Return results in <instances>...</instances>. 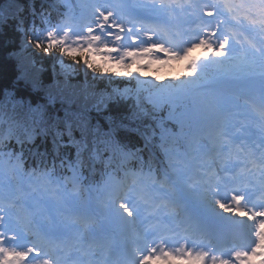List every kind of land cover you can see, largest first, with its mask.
<instances>
[{
  "label": "rangeland",
  "instance_id": "obj_1",
  "mask_svg": "<svg viewBox=\"0 0 264 264\" xmlns=\"http://www.w3.org/2000/svg\"><path fill=\"white\" fill-rule=\"evenodd\" d=\"M195 1L196 4H200V7H208L197 9L195 14L193 13L195 6L184 11L177 8L176 11L161 13L151 0H128L127 3L120 0L112 3H105L101 0H81L77 3V6L81 10L79 16L84 20L80 19L73 25L72 30L67 31L64 35V41L73 49H88L91 44L92 48L89 51L100 62L107 66L123 65L126 72L132 73V76L139 79V84H145L144 80L140 78L146 77V81L149 80V85L152 87L149 100L156 104H167L172 110L178 109L180 112L176 114V119L179 122L185 121V115L190 112L189 109L183 108L185 104L194 106V111H201L202 115L198 119L205 121L203 129H208L207 132L211 134V141H213L212 151H209L211 156L201 158L198 155L202 145L191 144L194 145L195 156H190L193 150L187 148V146V150L185 149L183 154H174L173 158L167 160L173 171H176L174 173L176 179L173 174H170L169 176H162L160 181L162 185L172 189L170 183L175 184V180L180 187L179 190L184 194L179 193L183 199L186 197L185 195L201 196L192 194L193 192L188 190V187L194 189L195 192H203L199 188L200 181L210 164L219 169L223 165H235V162L228 163L227 156L228 152L236 145L238 146L239 156L247 158L246 162H252L251 158L253 157L256 159V162H252L253 166L258 167L253 178L256 177L257 182L264 185V168L263 176L257 173L260 167L264 166V114L250 106V101H256L264 106V91L255 87L251 82L242 85L243 81L232 78L226 71L217 66L222 64L223 57L213 55V52L221 51L226 52V56L231 59H243L244 62H247L251 58L255 61H263L264 51L259 48V43L246 46V41H252L253 37L249 32L253 28H250L248 22L240 16H230L224 6L213 2V0ZM120 8L125 9L126 19L134 18L139 22L123 21L119 16ZM208 11L212 15H208ZM108 13L112 15L108 20H104L103 15ZM206 43L211 44V47L204 49ZM222 43L226 44L227 47L221 48ZM199 48L203 50L200 51ZM188 49H191V51L188 52ZM262 49L264 50V48ZM195 51L196 53H194ZM186 52L190 57H200L198 62L200 72L203 69H209L210 72L217 74L216 77L205 85L195 86L190 84L189 91L186 94L174 91L171 88L172 84L165 85V88L154 87L155 84L172 79L177 74L181 76V80L183 77L186 78L188 66L182 64L181 61V57ZM179 68L182 70L181 73L178 71ZM157 77L159 79H156ZM189 119L193 120L190 129L195 132L200 121L197 118L195 121L194 117ZM205 137L207 138V135ZM232 143L235 144L232 146ZM237 162L240 163L241 159ZM245 171H247V168ZM253 173L250 172L249 175ZM7 175V172L2 175V180ZM255 180L251 179V183ZM2 187L5 191H2ZM139 189H141L139 191L141 195L134 198L133 216L136 219L145 216L142 213L144 211L147 216L162 213L161 209L156 211V208L158 204L163 209L168 207L166 200L170 201L171 199L172 202L180 203L182 201V197L174 195L173 198H170L168 194L160 192L157 186H151L149 183H142ZM104 190L107 192V196L102 200L101 206L89 200L78 212L73 209L74 211L69 213H61V210L66 207H71L69 203L63 202L60 198L62 193L53 201L44 200L45 193L43 191L37 192L33 189L31 182H23L17 179L14 184H0V214L5 209L2 206L3 202L10 201L12 198H18L19 200V197L24 195L27 197L28 203L35 205L33 206L35 212L31 219L35 227L48 220L50 222L49 227L56 228L58 231L67 229L64 241H72L73 243V240L78 241L80 238L78 230L73 228L74 223H77L76 221L89 220L95 222L99 220L101 223L106 221L109 225L113 223L109 227L114 230L112 216L117 215L112 212L111 201L108 197L115 195L118 190L112 188L110 183L107 184L106 188L104 187ZM201 202L206 206V202ZM221 204L224 205L223 209L220 207ZM177 209L180 211L179 206ZM205 210L209 217L232 216L231 209L219 199L212 200L211 208L205 207ZM121 211L123 210L121 209ZM168 212L166 211L163 214L165 215ZM179 216L183 218L184 214L180 212ZM150 222L145 218L143 227ZM189 224L190 222L185 221L184 229ZM262 224L257 223L255 225L257 230L253 232V235L257 237V242L254 240V244L251 246L256 259L255 264H263L259 254L264 248V228L258 226H262ZM20 233L18 232L17 236ZM2 237L3 235H0V238ZM105 238L111 240L109 236H105ZM1 243L0 249L5 251H0V264H27L23 260V252L11 245L2 247ZM175 251L168 253L167 262H169L170 257L176 258V262L180 260L179 257L175 256ZM199 253H202V251H199ZM199 257V254L192 256L191 264H200L198 262ZM160 258V256H155L151 259V264L162 263ZM206 264L216 263L209 262ZM217 264L229 263L221 260ZM242 264H249V259L246 257Z\"/></svg>",
  "mask_w": 264,
  "mask_h": 264
},
{
  "label": "trees",
  "instance_id": "obj_2",
  "mask_svg": "<svg viewBox=\"0 0 264 264\" xmlns=\"http://www.w3.org/2000/svg\"><path fill=\"white\" fill-rule=\"evenodd\" d=\"M62 1L0 0V81L5 83L10 81L17 64L27 67L31 76L34 72L30 65L33 57L36 59L37 67L42 64L45 69L40 76L36 77L37 79H42L44 85H48L53 79L59 81L58 89H53L57 95L56 108H50L49 112L54 113L60 110L59 115L63 119L64 112L61 109L68 108L70 112L68 119L72 122L75 136L77 138L87 136L88 149L83 153V161L79 168L80 177L85 176L83 178L85 182L88 181L89 175H109V166H112L111 159L115 163L119 161L127 166L137 162V160L133 161L131 156L125 155L124 151H121L117 145L122 146L123 149L125 147L130 149L139 147L140 150L135 152V155L142 154L143 157L149 159L147 161L153 164L143 146L144 137L117 126L120 117L131 116L133 113L139 115V119L134 121L133 126L138 125L141 132L146 131L152 137L147 146L152 150L158 149L160 151H158L159 158L163 159L168 143H165L161 138V126L167 131L171 128V123L166 119L161 109L152 107L143 99L146 91L143 86H139L134 79H127L124 76L117 77L111 71L103 75L99 71L94 73L85 67L84 59L80 55L71 57L61 54L58 49L62 47L57 46L47 54L35 47L37 41L42 45L48 44V41L44 37L42 38L31 24L45 19L49 22V30L53 32L57 23L62 22L66 14ZM236 1L226 0L230 5ZM249 2L250 0H245V4ZM251 4L254 9L260 11L259 14L264 15V0H251L249 5ZM22 45H26V50L20 52L19 56L11 61L4 58L9 50L19 51ZM125 89L129 90L127 99L122 100L119 105H111L114 109H118L119 116L110 127L108 122L103 119L105 115L103 110L98 112L94 105L102 93L113 94L114 90L123 92ZM137 94L139 95V105L137 104ZM61 97L64 100L63 105L60 103ZM69 101H71L70 104ZM8 111L14 119L23 120L21 115L12 114L10 109ZM98 123L100 132L94 133L93 129ZM112 128L115 131H112ZM105 130H108L109 135H103ZM31 135L34 138V143L29 140V133L22 126L13 125L10 131L9 125H0V146L1 144L7 146L6 149L0 148V159L8 157L6 160L14 161L15 167L22 173L25 172L26 167L39 166L45 160L46 164L59 167L58 174L61 178H65L66 175L70 176L68 164L76 161L74 149L61 145L57 153L53 148L52 134L45 136L39 131H35ZM65 138H67L66 133ZM105 140H110L111 146L106 147L102 143ZM94 148L99 158L92 155ZM115 155H118L119 159H116ZM103 156L107 157V161ZM106 165H108L107 168ZM48 170H53V174L56 173L55 168L46 169V171ZM87 170L90 172L89 175ZM93 183L99 184L100 180L96 179Z\"/></svg>",
  "mask_w": 264,
  "mask_h": 264
},
{
  "label": "snow or ice",
  "instance_id": "obj_3",
  "mask_svg": "<svg viewBox=\"0 0 264 264\" xmlns=\"http://www.w3.org/2000/svg\"><path fill=\"white\" fill-rule=\"evenodd\" d=\"M111 13H108L107 15H103L104 20H108L111 16ZM209 15H212V13H209ZM111 26V25H110ZM50 43L42 45L40 42L35 43V47L37 49L43 50L46 54L57 47V44H61L62 41H55L51 40V34H49ZM30 43L32 41H29ZM221 48H226V44H221ZM92 48V45H89L88 49H85L83 52H77L76 50H67L64 48H59L61 54L68 55L71 57H75L76 55H80L84 59V65L94 73L97 71L100 72L101 75L107 73L110 71L109 69H105L99 61L96 59V57L92 56L89 53V49ZM26 50V45H22L19 51L16 50H9L4 57L5 59L11 61L13 58L20 55V52H23ZM188 52L191 51V49L187 50ZM88 54L85 58V54ZM214 56H225L226 52L221 51H215L213 52ZM182 59L185 60V64L188 66L186 70V83H198L199 79L203 76L201 73L199 76L197 75L200 72V69L198 67V62L200 60V57H190L187 55V52ZM31 69L34 70L32 75L30 76L29 69L25 67L22 64H17L15 66V72L13 77L8 82H2L0 81V125L7 124L9 125V130L11 131V128L13 125L15 126H22L26 132L29 133V140H31L33 143L34 138L31 135L32 132L39 131L42 135H49L52 134V144L54 150L56 152H59V148L61 145L71 147L74 149V156L76 157L75 163L69 162L68 168L71 172V176H68L65 178L66 182H70L72 184L71 191L75 192L79 187V168L83 161V153L88 149V139L87 136H81L80 138H77L75 136L72 122L68 119L70 112L68 108H62L61 110L64 112L63 119L59 115V111L57 110L54 113H50L49 109H55L57 104V95L53 91L54 88L58 89L59 81L56 79H53L51 83L48 85H44L42 79H37V76H40L45 69L43 68L42 64L37 67L36 59L35 57L32 58L31 62ZM115 75L117 77L124 76V77H131L132 73L128 72H116ZM156 79H159L157 77ZM176 81L181 80V76L177 75V77L174 78ZM186 89L178 88L174 89L176 92L185 91ZM42 93V94H41ZM129 94V90L125 89L123 92H119L118 90H114L113 94L109 93H102L98 100L96 101V104L94 105L97 109V111L103 110L105 115L103 116V119L106 120L111 127L116 121L117 117L119 116L118 109H114L111 105H119L122 100L127 99ZM60 103L63 105L64 100L61 97ZM69 104L71 101L68 102ZM137 104L139 105V95L137 94ZM11 110V113L14 115H21L23 117V120H16L13 118V115L9 114L8 110ZM143 111V109H141ZM139 119L138 113H133L131 116H123L120 117L118 127L124 128L126 130H129L133 133L139 134L145 139V146H147L148 141L152 138L148 135V133L141 132V129L138 125L133 126V123L135 120ZM125 121H128V123H125ZM112 131H115L114 128L111 129ZM94 133L100 132V125L99 123L97 126L93 129ZM65 133L67 134V138H65ZM154 134V130H153ZM103 135L107 136L109 135L108 130H105ZM167 135V132L163 127L161 126V138L164 139ZM18 142L19 141V138ZM102 143L105 144V146H111L110 140L102 141ZM95 144V140H94ZM117 147L120 148L121 151L125 152V155L131 156L134 155L135 152L139 151L140 148L136 149H130L125 150L122 146L117 145ZM93 156H96V158H99L95 148L92 152ZM43 180L45 184L47 185L45 191L51 190V195L54 197H59L61 193H66L65 186L61 184V182L57 180H53V178L49 174H45L43 177ZM138 185L135 183L133 186L127 188L126 190H123V193L119 191L116 192L115 195H110L108 199L111 201V210L113 213H115L117 216L124 217L125 214L127 217H132L134 214L135 209V199L136 197L140 196L141 193L138 191ZM118 205V206H117ZM220 207L223 209L224 205L221 204ZM121 209L123 211H121ZM226 210V209H225ZM235 214V213H234ZM2 219V217H0ZM29 224L31 221L28 222ZM0 251H5L3 249H0ZM234 259H239V255H234ZM216 259V258H214Z\"/></svg>",
  "mask_w": 264,
  "mask_h": 264
}]
</instances>
